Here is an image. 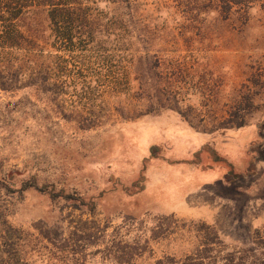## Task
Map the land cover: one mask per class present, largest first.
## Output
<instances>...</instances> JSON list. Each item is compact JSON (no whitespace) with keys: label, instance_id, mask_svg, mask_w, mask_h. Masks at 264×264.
I'll return each instance as SVG.
<instances>
[{"label":"rangeland","instance_id":"obj_1","mask_svg":"<svg viewBox=\"0 0 264 264\" xmlns=\"http://www.w3.org/2000/svg\"><path fill=\"white\" fill-rule=\"evenodd\" d=\"M135 17L138 48H149V30L164 66L184 70L195 125L223 115L244 89L256 93L257 109L246 125L214 132L170 109L125 119L109 97L103 122L82 130L37 87L0 91V207L36 264H112L114 239L135 253L148 240L133 264H155L189 253L203 222L230 248H252L264 228V0L227 19L209 0H142ZM21 25L47 41V9L31 10ZM68 49L58 46V67L72 73L82 63ZM30 180L60 196L22 189ZM69 195L96 202L97 214L74 208Z\"/></svg>","mask_w":264,"mask_h":264},{"label":"trees","instance_id":"obj_2","mask_svg":"<svg viewBox=\"0 0 264 264\" xmlns=\"http://www.w3.org/2000/svg\"><path fill=\"white\" fill-rule=\"evenodd\" d=\"M141 1L0 0V91L18 92L37 87L40 92L50 94L49 101L57 107L58 114L75 121L82 130L94 129L103 122L109 97L117 101V111L125 119L170 109L198 129L211 127L215 132L246 125L258 106L251 88L238 92L223 115L203 119L200 125H195V117L188 111L192 107L185 105L184 70L173 64L164 66L163 51L154 49L155 33L149 30L143 34L151 43L149 48L144 53L138 48L142 33L137 30L135 9ZM209 1L227 19L234 12L241 9L246 12L263 0ZM41 7L47 9L50 23V34L44 43L26 33L21 25L28 12ZM59 45L75 51L82 63L76 71L71 73L58 67ZM65 95L78 99L68 105L63 99ZM30 187L48 192L54 198L60 196L36 181L23 182L22 189ZM65 198L74 200V208L82 212L91 215L98 212L94 201L70 195ZM4 212L0 207V264H36L32 257H26L20 244L23 236ZM111 223L109 220L107 227ZM196 231L197 243L189 253L181 258L164 256L155 264H264V228L255 231L252 248H230L218 231L204 222ZM141 240L142 237L140 245ZM147 243L145 240V246ZM108 246L112 264H133L148 251L143 246L135 253L132 244L123 239H114ZM69 253V261H73L77 253Z\"/></svg>","mask_w":264,"mask_h":264}]
</instances>
